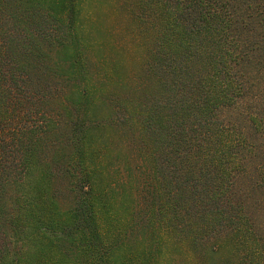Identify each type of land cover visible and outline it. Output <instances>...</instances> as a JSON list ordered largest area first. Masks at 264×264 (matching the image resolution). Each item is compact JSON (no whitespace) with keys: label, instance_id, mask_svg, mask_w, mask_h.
<instances>
[{"label":"trees","instance_id":"16d2710c","mask_svg":"<svg viewBox=\"0 0 264 264\" xmlns=\"http://www.w3.org/2000/svg\"><path fill=\"white\" fill-rule=\"evenodd\" d=\"M84 1L0 0V264H122L135 220L264 264L237 188H264V0H136L134 76L90 58Z\"/></svg>","mask_w":264,"mask_h":264},{"label":"rangeland","instance_id":"374dc122","mask_svg":"<svg viewBox=\"0 0 264 264\" xmlns=\"http://www.w3.org/2000/svg\"><path fill=\"white\" fill-rule=\"evenodd\" d=\"M135 3L136 0H85L83 3L82 25L85 28L83 35L86 39L84 43L90 58L115 64V67L120 68L119 73L122 76H134L135 72L140 70L148 48L144 35L146 31L140 25L137 27L138 20H133L138 11L128 13L125 10ZM236 109L225 110L223 117L242 127L244 122ZM63 133L65 132L62 128L61 136L65 135ZM126 157H130V166L133 167L134 160L137 158L136 151L126 150L119 144L115 146L114 172L117 171L121 160L124 162ZM250 178L240 180L237 188L243 193L246 214L252 219L259 237L264 241V188L255 190L250 183ZM127 197L126 205L130 206L132 199L129 195ZM120 240L115 257L122 264L137 262L142 264H216L218 260L226 259L224 251L219 254H210L211 244L214 242L212 240L201 250L205 252L204 257L201 256L203 263L185 242L174 241V238L166 236L160 243L157 230L138 226L136 220L125 230Z\"/></svg>","mask_w":264,"mask_h":264}]
</instances>
